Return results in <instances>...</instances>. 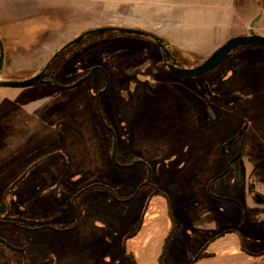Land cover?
<instances>
[{"label":"rangeland","instance_id":"1","mask_svg":"<svg viewBox=\"0 0 264 264\" xmlns=\"http://www.w3.org/2000/svg\"><path fill=\"white\" fill-rule=\"evenodd\" d=\"M232 8L229 16L223 0H193L182 11L176 0H0L4 52L0 79L30 78L65 43L87 29L104 26L153 33L172 50L189 55L193 61L186 62L188 67L206 59L228 38L248 33L250 20L260 11L253 30L264 36V0H235ZM181 12L183 18L176 19ZM155 46L143 37L90 35L73 44L62 57L67 71L74 74L64 78L56 74L55 78L68 83L86 66L93 65L108 72L109 86L99 98V106L116 135L124 157L121 159L131 160L142 153L152 169L150 182L165 190L172 203L177 187L185 190L180 172L186 159L189 174L202 169L205 178L211 172L208 168H215L213 172L218 174L224 172L235 144L227 145L225 155L215 165L212 160V166L206 168V159H216L218 145L242 128L241 148L243 157L250 158L245 160L250 178L238 184L231 169L212 183L209 191L235 201L210 198L217 212L195 213V218L186 215L193 213L192 209L180 208L173 211L175 224L167 213L166 199L152 195L147 188L128 202L99 191L86 194L81 199L85 205L81 226L47 240L42 255L47 256L45 264H188L196 249L227 227L235 228L248 248L264 246V206L250 197L252 191H257L264 198V47H238L213 70L189 79L172 75L160 66L157 62L161 55ZM127 76L142 83L132 88L121 85L129 94V99L122 101L117 86ZM104 83V77L95 71L83 85L68 90L41 83L0 87V191L35 159L62 148L70 157L71 174L64 183L69 189L90 178L85 171L100 176L108 170L109 178L116 182L117 196H128L144 182L142 165L121 169L109 163L92 112V101ZM205 84L220 95L218 100L204 98ZM82 86L89 95L81 92ZM58 123V129L64 132L59 140ZM62 157L61 151L39 163L33 172L44 173L53 167L56 176L64 165ZM33 172L7 195L5 202L28 208L44 206L35 200L43 179L32 180ZM189 174L182 178L183 184L197 178ZM107 178L100 182L114 185ZM62 196L56 202L63 204ZM32 198L34 204L25 203ZM62 217L65 215L57 220ZM163 249L165 254L160 260ZM240 250L236 237L221 236L207 247L214 257L206 263L245 264ZM127 256L134 263L128 262Z\"/></svg>","mask_w":264,"mask_h":264},{"label":"flooded vegetation","instance_id":"2","mask_svg":"<svg viewBox=\"0 0 264 264\" xmlns=\"http://www.w3.org/2000/svg\"><path fill=\"white\" fill-rule=\"evenodd\" d=\"M117 34L121 36H126L120 33H117ZM247 34H249V32L246 34H240V35H247ZM89 36H86V37H89ZM82 40H80L77 43L82 42ZM70 47H68L63 52L55 56V58L50 61L45 71V74H46L45 77H47L48 74L49 75L52 74L54 77V80L62 87H57L50 83H41V84H46V85L49 84L59 90H68V89H72L74 87L83 85L82 84L83 81L89 78L95 71H98L105 79V83L101 86L100 90L97 92V93L101 92V94L98 97L97 108H98L100 115L102 116L104 124L100 121V118L98 116V113L96 110V104H95V97L92 101V105H93L92 112H93L96 122L99 123L98 125H99L101 136H102V142L107 151L106 155H107V158L109 159V163H113L116 167L121 168V169L128 168L134 164L142 165L146 173V175H144L142 179V181L144 180V182L133 193H130L128 196H117L116 190H115L117 187V185H115L116 182L115 180H111L112 178H109L111 177V175L107 174L108 170L105 171L104 175L101 174L100 176H95V174H89L87 171H85L83 173L90 176V178L87 180H84L82 184L76 185L73 188L71 187V189H69V187L64 186V183L66 182L67 177H69L68 175L71 174L68 171L70 157H69L68 150H66L65 148H62L61 151L63 152L62 159L64 160V165L63 167H61L60 170L57 168L58 172L56 176H54L56 173V169H54L53 167L47 168V170L44 173L42 171H40L39 173H34L33 170L36 168L35 166L33 169L29 170V172L24 177L26 178L29 175V173L32 171L33 172L32 173L33 175L31 177L32 180L37 181L38 179H40V177L41 179H43L39 188L36 190L37 192L35 194V200L38 201L39 199V203L40 202L44 203V206H36V207L28 208L22 205L21 206H16L13 204L9 205L7 202H5L7 195L11 194L14 191L15 187H17V185H19L23 181L24 178L21 181H19L18 184H16L12 189H8V187L24 172L23 170L20 175H17L8 184L4 185L2 188V191H0V264H27L28 261H30V264H45L44 258H46L47 256L42 257V255L43 253L44 254L46 253L44 252V250L45 248L47 249V245H46V243L48 244L47 240H49L50 237H52L53 235L73 232L81 226L82 221L84 220V212H85V205H83V203L81 202V199L86 194L99 191V192H103V193L115 196V198L119 202H128L134 199V197H136V195H138V193L143 188H147L149 190H152L151 191L152 195L153 194L161 195V197L166 199L167 213L169 215L171 223L175 224L173 211L179 210L180 208L192 209L193 213L188 212L186 213V215L188 218H192V215H193V218H195L194 216L195 213L203 212L205 215H207L210 212L211 213L217 212L215 211L213 204L209 200L210 198L217 200V201L224 200V199H228L232 202L235 201L233 198L221 196L218 192L216 193L214 192L213 194L212 192L209 191V188L212 185V183H214L217 179L222 178L223 176L227 175V173L231 169L233 170V175H234L233 177L235 181H237L238 184L243 183V181L245 180L247 181L251 175L249 174V171L247 172V169H246V163L248 161H245L247 159L250 160V158L246 159L245 157H243V150L241 148L242 137L244 134V130L242 128V129H239L235 135H233L232 137L228 138L226 141L218 145L217 150H216V159L212 158L214 154V150L212 147L210 148L211 149L210 154H211L212 159H206V163H207L206 168L207 166L208 167H210V165L212 166L211 164L212 160L215 165L216 161L219 160L221 156L225 155L227 145L235 144V151L226 160L225 167L223 168L224 172H221V173L219 172L220 174H218V172L216 171L213 172V169L215 170V168H210V169L208 168V170H210L211 172L208 174V177H205V178H204L205 176L204 173H202V171L204 170L202 169H198L196 172L192 171L189 174L190 171L186 168V165H189V161H188L189 158L186 159L182 167V172H180L181 173L180 174L181 183L183 187H185V190H180L178 186L177 191H175V196H174L173 203H172L171 200L167 199L165 190H162L161 188L156 187L154 184L150 182L151 175H152V169L150 165H148L147 162L144 161L145 157L142 153L138 152V154L136 155L137 158L132 157L130 158L131 160L125 161L124 159H121L124 157H123L122 151L118 149L119 144H118L116 135L113 129L106 122V119L99 106V98L107 90L109 86L108 72L101 66L93 65L92 67L86 66L84 69H82L78 77L73 78L68 83H65V82L62 83L55 78L56 74L62 78L66 76H71L72 74H74L71 71L70 72L67 71L66 69L67 62L66 61L64 62L62 60L63 55ZM250 47L254 49L253 46H250ZM155 48L160 52L157 46H155ZM234 50L232 51L231 55L233 54ZM55 52H53L52 55ZM171 55L176 60V62H180L183 65V67H187L186 62L189 63V61H193V59L189 55H187L186 53L182 51H179L178 49H173L171 51ZM48 60L44 63V65L48 62ZM201 62L193 63V64L190 63L187 68L195 67ZM157 63L160 64V66L165 67V65L162 64V56H160L159 62ZM175 76L185 77V76H180V75H175ZM185 78H189V77H185ZM189 79H195V78H189ZM138 83H142V82L140 80L137 81V79H135L134 77L127 76L124 80V83L119 84L117 86L118 87L117 94H119L121 100L122 98L129 99V94L126 93L124 90H122L121 87L123 86L121 85L128 84L132 88L134 85ZM209 85L205 84L204 98L206 100L211 99V98L218 100L220 95L217 94L215 91H211L212 87L211 86L209 87ZM82 87H83L82 89L80 88L81 92L82 93L85 92L89 95L88 89H86L84 86ZM134 117L136 116H133V118ZM208 119L210 121L211 118L208 117ZM58 125L59 123L56 126V132L58 134V140H59L60 136L63 137L64 132L60 130V128L58 129ZM239 131H242V134L240 136V143L238 144V138H239L238 132ZM70 132L71 130L68 131V133ZM133 140H134V137H132V141ZM230 140L232 141L229 143ZM113 144L115 145V148H114V158L112 159L111 151H112ZM61 151L58 154H60ZM50 152H53V151H50ZM135 161L137 162L134 163ZM107 166H106V169H107ZM48 174L53 175V176L48 177ZM188 174L190 175V177L197 176V178L190 179V181L183 184L184 182H182V178H184V176ZM92 176L96 178L91 179ZM106 177H108L107 179H109L114 185L102 184L100 182L101 178H106ZM190 182H192L191 185H189ZM197 193L200 196H197L198 195ZM54 194L57 195L56 198H58L60 194H63L62 198H65V201L62 202L63 204L56 202L55 200L56 198ZM250 197L251 199L254 200L255 204L264 206V198L259 194V192L252 191L250 194ZM35 200L33 198L31 199V201L27 199L25 203L31 202V204H34ZM63 214L65 215V218H63L64 217L63 216L62 217L63 219L57 220ZM191 225L197 226L192 223ZM224 235L233 236L238 239V246L241 249L240 251H241L242 257H244L247 261L245 264H264V246L260 248H256V249L248 248L244 244L242 235L238 233V231L235 228H229V227L219 229L216 232V235H214V237H212L209 241H206L205 243H203V245H201L198 249H196L194 253V259L192 261H189L188 264H204L206 263V261L212 259L214 257V254L208 253L207 247L215 239L221 236H224ZM164 254L165 252L163 249L158 259L161 260ZM127 258L129 259L128 262L134 263V261H131L132 260L131 256H127Z\"/></svg>","mask_w":264,"mask_h":264},{"label":"water","instance_id":"3","mask_svg":"<svg viewBox=\"0 0 264 264\" xmlns=\"http://www.w3.org/2000/svg\"><path fill=\"white\" fill-rule=\"evenodd\" d=\"M262 14V11H260L254 18H252L248 24L249 28V34L247 35H236L233 37L228 38L222 45H220L218 48H216L206 59H204L200 64H198L195 67H183V65L180 62H176V60L172 57L171 51L172 48L169 47V44H166V41L148 31H145L143 29L139 28H127V27H115V26H104V27H96V28H90L82 33L78 34L76 37H74L72 40L65 43L63 46H61L48 60V62L44 65V67L38 71L36 74L31 76L30 78L22 81H12V80H1L0 79V87H27L31 86L36 83H50L57 87L60 86L55 80L52 74H48L47 77L45 74V71L50 63L51 60L55 58L59 53L63 52L65 49L70 47L73 44H76L83 38L89 35L93 34H103V33H120L124 35L129 36H137V37H143L146 39L151 40L157 48L160 50L161 56H162V64L165 65V67L168 69V71L171 74L174 75H180L185 76L189 78H197L211 70H213L215 67L220 65L222 62H224L232 53V51L241 46H253L258 47L262 46L264 47V36L259 35L258 33H255L253 30V27L256 22L259 21L260 16ZM3 61H4V52L3 47L0 42V72L3 67ZM73 86V85H72ZM101 94V92L97 93L95 96V104H96V110L98 113V116L100 118V121L104 124L102 116L100 115L98 108H97V101L98 97ZM242 134V131L238 132V144L240 143V136ZM232 140L229 141V143ZM114 148L115 145L112 146L111 151V158H114ZM59 152L54 151L51 153H48L37 160H35L32 164H30L24 172L8 187V189H12L16 184H18L19 181H21L26 174L29 172V170L33 169L35 166H37L39 163L54 157ZM135 161L134 163H136Z\"/></svg>","mask_w":264,"mask_h":264},{"label":"crops","instance_id":"4","mask_svg":"<svg viewBox=\"0 0 264 264\" xmlns=\"http://www.w3.org/2000/svg\"><path fill=\"white\" fill-rule=\"evenodd\" d=\"M234 1L235 0H223L224 3H226V8L228 15L230 16L232 14V7L234 6ZM190 2H193V0H176V6L182 11L183 6H190ZM183 13L181 12L179 14V18L176 19H182L183 18Z\"/></svg>","mask_w":264,"mask_h":264},{"label":"trees","instance_id":"5","mask_svg":"<svg viewBox=\"0 0 264 264\" xmlns=\"http://www.w3.org/2000/svg\"><path fill=\"white\" fill-rule=\"evenodd\" d=\"M115 34H117V33H115ZM166 44H168V43L166 42Z\"/></svg>","mask_w":264,"mask_h":264}]
</instances>
